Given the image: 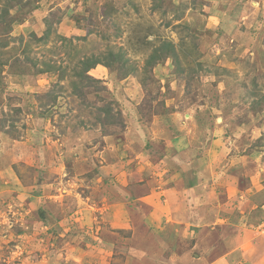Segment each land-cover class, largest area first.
I'll return each mask as SVG.
<instances>
[{
  "label": "rangeland",
  "instance_id": "obj_1",
  "mask_svg": "<svg viewBox=\"0 0 264 264\" xmlns=\"http://www.w3.org/2000/svg\"><path fill=\"white\" fill-rule=\"evenodd\" d=\"M188 141L264 180V0H0V264H149L113 204Z\"/></svg>",
  "mask_w": 264,
  "mask_h": 264
},
{
  "label": "crops",
  "instance_id": "obj_2",
  "mask_svg": "<svg viewBox=\"0 0 264 264\" xmlns=\"http://www.w3.org/2000/svg\"><path fill=\"white\" fill-rule=\"evenodd\" d=\"M201 143L203 141L186 142L180 158L185 159L186 151L190 160L181 159V163L173 166V173L162 179L152 178L150 183L144 184L148 194L138 199L135 212L126 204H113L116 211L121 210L120 215H127L120 222L121 216L112 213L113 219L117 217L114 225L124 228L128 224L132 229L131 236L124 237V241H130L128 243L138 252L136 258L141 254L159 258L157 263L150 259L149 264H264V231L252 229L257 225L264 227L262 175L260 178L258 172L250 176L238 173L239 169L225 165L226 160L220 169L223 159L207 157ZM194 145L195 150H192ZM193 151L197 152L194 157L193 153L190 155ZM226 156H229L227 160L233 157L228 153ZM231 170L233 173L228 172ZM213 176L221 179L216 184L210 183L208 180ZM125 178L127 180L128 176ZM244 180L246 182L240 184ZM109 239L111 237L105 235V242ZM151 240L159 246L166 242V246L155 251ZM162 251L167 252V257ZM161 254L166 261L160 260ZM133 258L128 255L126 261Z\"/></svg>",
  "mask_w": 264,
  "mask_h": 264
},
{
  "label": "trees",
  "instance_id": "obj_3",
  "mask_svg": "<svg viewBox=\"0 0 264 264\" xmlns=\"http://www.w3.org/2000/svg\"><path fill=\"white\" fill-rule=\"evenodd\" d=\"M110 57H111V58H113V57L116 58V57H119V55L117 56V55L111 54ZM156 59H157V57L154 58V60H156ZM100 62H101V61H100V60H97V59H95V60H91V61H88V62L86 63V65H85L83 71L79 72V75L84 76V75H85L84 73H86V72L89 71L90 69L94 68V67H95L97 64H99ZM101 63H102V62H101Z\"/></svg>",
  "mask_w": 264,
  "mask_h": 264
}]
</instances>
